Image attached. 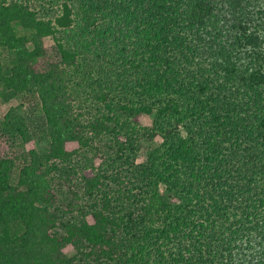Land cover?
Masks as SVG:
<instances>
[{
  "label": "trees",
  "instance_id": "1",
  "mask_svg": "<svg viewBox=\"0 0 264 264\" xmlns=\"http://www.w3.org/2000/svg\"><path fill=\"white\" fill-rule=\"evenodd\" d=\"M5 91L0 264H264V0H0Z\"/></svg>",
  "mask_w": 264,
  "mask_h": 264
},
{
  "label": "rangeland",
  "instance_id": "2",
  "mask_svg": "<svg viewBox=\"0 0 264 264\" xmlns=\"http://www.w3.org/2000/svg\"><path fill=\"white\" fill-rule=\"evenodd\" d=\"M68 37L73 36L72 33L66 34ZM28 98L30 97L27 95H14L9 93L8 91H5L3 93H0V118L3 116V113L8 110L10 106H14L16 104L22 103L27 104ZM77 146V143L75 141H67L66 142V148L67 149H73ZM25 147L30 148H36L38 150H44L45 143L41 140H37L36 138L29 139ZM90 218V217H89ZM64 253L66 254H72L74 253V249L71 245H67L63 248Z\"/></svg>",
  "mask_w": 264,
  "mask_h": 264
}]
</instances>
